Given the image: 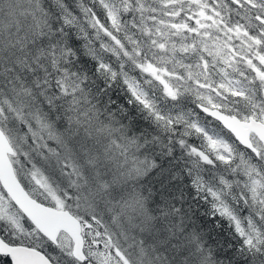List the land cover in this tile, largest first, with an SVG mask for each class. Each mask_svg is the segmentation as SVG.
<instances>
[{
    "label": "snow or ice",
    "instance_id": "6c2138e0",
    "mask_svg": "<svg viewBox=\"0 0 264 264\" xmlns=\"http://www.w3.org/2000/svg\"><path fill=\"white\" fill-rule=\"evenodd\" d=\"M0 264H264V0H0Z\"/></svg>",
    "mask_w": 264,
    "mask_h": 264
}]
</instances>
